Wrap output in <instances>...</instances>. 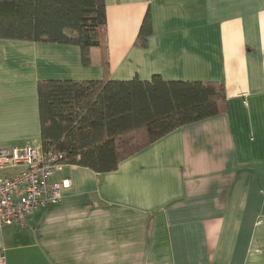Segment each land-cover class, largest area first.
Returning a JSON list of instances; mask_svg holds the SVG:
<instances>
[{
    "label": "crops",
    "instance_id": "1",
    "mask_svg": "<svg viewBox=\"0 0 264 264\" xmlns=\"http://www.w3.org/2000/svg\"><path fill=\"white\" fill-rule=\"evenodd\" d=\"M105 4L87 66L75 45L0 39V149L41 145L42 81L217 82L225 105L114 172L66 165L62 201L0 231V264H264V0Z\"/></svg>",
    "mask_w": 264,
    "mask_h": 264
},
{
    "label": "trees",
    "instance_id": "2",
    "mask_svg": "<svg viewBox=\"0 0 264 264\" xmlns=\"http://www.w3.org/2000/svg\"><path fill=\"white\" fill-rule=\"evenodd\" d=\"M105 0H0V39L75 45L82 63L91 49L104 52ZM152 21L145 17L138 43L147 47ZM41 146L63 162L98 174L177 129L218 116L223 83L165 81H57L38 84Z\"/></svg>",
    "mask_w": 264,
    "mask_h": 264
},
{
    "label": "built area",
    "instance_id": "3",
    "mask_svg": "<svg viewBox=\"0 0 264 264\" xmlns=\"http://www.w3.org/2000/svg\"><path fill=\"white\" fill-rule=\"evenodd\" d=\"M63 158L46 153L41 145L0 149V231L25 227L39 209L62 201L70 183L67 179L53 181V177L68 165ZM8 172L15 174L8 176Z\"/></svg>",
    "mask_w": 264,
    "mask_h": 264
}]
</instances>
